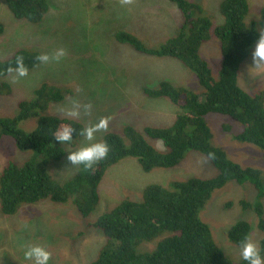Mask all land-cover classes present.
Instances as JSON below:
<instances>
[{
  "label": "trees",
  "instance_id": "trees-1",
  "mask_svg": "<svg viewBox=\"0 0 264 264\" xmlns=\"http://www.w3.org/2000/svg\"><path fill=\"white\" fill-rule=\"evenodd\" d=\"M0 1L15 19L32 25L48 23L51 8L55 7V2L52 5L50 0ZM167 1L176 10L169 12L161 5L155 11L159 18L167 17L165 20H170L172 26L174 23L173 30L169 29L172 28L170 26L154 27L143 36L126 30L116 31L112 36L114 44L118 45L114 52L120 55L121 50L128 47L141 58L149 59L144 65L151 59L176 61L197 79L202 94L166 78L155 79L152 70L153 79H148L151 85L143 87L142 93L148 99L164 105L166 110H169L168 105L172 106L176 110L172 123L162 128L147 126L142 131L128 123L117 129L102 130V139L98 142L109 145L107 157L87 171L82 166H75L72 177L65 182L56 181L49 173L48 165L65 158L66 148L74 146L83 137L78 133L86 125L76 117L68 118L53 113L52 109L76 92L85 94L92 87L93 80L103 90L100 75L103 72L87 74L96 63L92 67H79L83 80L67 86L54 79L56 76L53 78L49 73H43L46 62L37 60L42 55L37 50L21 49L12 58L0 60V78L10 74L7 69L15 67L18 56L23 58L28 69L26 76L30 75L29 87L22 82L25 76L22 79L18 77L25 95L23 93L16 100L17 115L12 118L0 115V139L3 136L12 137L18 150L31 153V157L23 164L9 163L2 170L0 215L16 217L25 208L46 202L58 208H73L81 217V224H84V219L91 218L99 210L102 201L100 190L107 170L126 159L137 162L138 175L150 177L157 171L177 168L188 160L191 153H195L206 159L216 171V175L211 178L194 176L166 183L150 182L138 191L132 190L131 194H117L114 202H108V208L94 222L85 223L87 230H99L104 237L93 254V251L84 247L78 251L79 245L73 241L80 239L79 236L70 238L67 235V239L62 241L63 246L74 253L76 263L83 264L78 254L83 252L86 259L89 258L87 264H246L243 260L233 262L225 255L214 242L211 228L202 216L215 192L230 182L241 186L249 184L257 191L254 204L244 200L239 204L244 210L253 211L257 217V227L262 234L258 250L264 256V168L237 163L224 149L216 146L207 118L209 115L227 117L240 125L242 132L235 140L262 152L260 161L263 163L264 91L250 94L239 84L241 66L248 60L259 36L256 24L246 23L251 1L221 0L218 8L220 18L214 21L207 14L205 1ZM70 8L72 11H69L68 18L73 19L79 15V11L77 6L70 5ZM260 13L264 19V7ZM178 18L180 23H177ZM83 25L79 23L74 33L85 41L79 47L81 50L88 42ZM158 29L162 30L163 35L169 31L174 34L163 38L157 33ZM3 33L4 26L0 23V35ZM215 40L219 42L216 56L218 52L221 56L218 78L201 54L204 45ZM60 64L65 65V62ZM132 67L127 65L124 70L135 77L137 75H134L136 73ZM49 69L54 72L50 64ZM87 76L89 78L84 82ZM0 80V96H10L14 90L12 84ZM104 85L103 91H106L110 82L106 79ZM122 86L124 89L125 81ZM102 100L103 95L96 94L91 101L100 104ZM106 102L109 107L110 103ZM29 119H36L35 126L25 130L22 125ZM62 126L76 130L77 135L71 144L60 145L54 140V133ZM224 129L226 131L225 124ZM148 139L160 141L165 150H158ZM233 203L229 202L224 209H231L235 206ZM251 232V224L240 220L225 232V236L233 245L240 247V241L246 236L250 237ZM49 241L53 242L54 238ZM58 243L62 247L61 241Z\"/></svg>",
  "mask_w": 264,
  "mask_h": 264
},
{
  "label": "rangeland",
  "instance_id": "rangeland-1",
  "mask_svg": "<svg viewBox=\"0 0 264 264\" xmlns=\"http://www.w3.org/2000/svg\"><path fill=\"white\" fill-rule=\"evenodd\" d=\"M51 4L55 2V7L51 8L48 15V23L32 25L25 21H20L7 10L4 3L0 1V23L4 26V33L0 35V60H8L21 49L37 50L42 54L55 53L63 50L65 65H61L58 60L50 59L44 66L43 73H49L54 79L60 80L67 86L79 83L83 80L81 67H89L96 63L89 73L103 72V90L104 81L110 82L106 91L98 86L96 80L92 81V87L86 90L85 94L76 92V94L61 104L53 107L52 112L63 117H76L82 121L86 127L97 123L101 118L108 119L107 128L117 129L124 123L132 124L136 129L143 130L147 126L162 128L168 127L172 123V116L176 110L170 105L166 110L164 105L152 101L142 93L143 87H148L149 80L153 79L152 70L155 79L166 78L174 84L184 85L196 92L202 94L197 79L182 64L176 61L158 60L141 58L128 47L121 50L120 55L114 51L118 45L112 40L113 34L117 30H126L135 32L139 36L146 35L152 28H169L173 30L170 20L159 18L155 9L164 5L169 12L176 10L167 0H50ZM200 1V0H190ZM206 2L207 14L213 21L220 18L218 10L221 0H201ZM249 13L246 18L247 24L255 23L258 31L264 27V19L260 10L264 7V0H250ZM70 5L77 6L79 15L73 19L68 18L69 11H72ZM177 13V11H175ZM175 19V18H174ZM179 19V20H178ZM177 23H180V18ZM83 23L86 28V47L79 49L81 44H85L83 38L76 32L75 27ZM163 38L174 34L172 31L162 34V30H156ZM85 39V38H84ZM219 42L212 41L204 45L202 56L210 64L211 70L216 78L220 71L221 56L218 52ZM255 48V47H254ZM247 61L241 66L239 71V84L241 88L250 94H257L264 91V67L257 68L252 64V52ZM156 62V63H155ZM155 63L154 65H151ZM49 64L54 67V72L49 69ZM127 65L132 67L137 75L133 77L124 68ZM158 66V69H157ZM80 67V68H79ZM79 69V70H78ZM86 73V72H85ZM35 73L32 74L34 76ZM90 76V75H89ZM87 76L84 82L89 78ZM130 77V78H129ZM30 75L25 76L22 82L29 87ZM10 82L13 86V92L10 96H0V115L5 118H12L17 115L18 105L16 100L25 95L24 88L18 81V77L9 74L0 78ZM149 79V80H148ZM1 81V80H0ZM125 81L123 89L122 83ZM21 82V83H22ZM153 82V81H152ZM199 85V86H198ZM28 90L26 89V94ZM99 94L103 95L100 104L91 101L93 97ZM108 98V99H106ZM110 106H107V102ZM86 106H90L86 109ZM76 111L78 116L69 115ZM122 115V116H121ZM129 115L128 117H126ZM208 121L213 132V143L224 149L229 157L242 165H258L264 168L260 161L263 153L256 148L241 144L235 140V137L242 132V127L227 117L209 115ZM110 120V121H109ZM36 119L25 121L22 128L32 129L35 126ZM224 124L226 131L224 129ZM102 139L101 131L95 134L93 141H86L82 137L74 146L66 148V156L60 162H51L48 165L49 173L56 181L65 182L73 175L75 166H69L67 162L68 152L78 150L90 143H96ZM100 141V140H99ZM150 143L152 139H148ZM155 148L164 151L162 143L153 142ZM261 154V157H260ZM31 157L29 152L18 150L15 140L9 136H3L0 139V174L9 163L23 164ZM263 158V157H262ZM138 164L134 159H126L111 169L107 170L106 177L101 187L102 201L99 210L91 218L84 219L94 222L99 214L108 208V202L112 204L117 194H131L132 190L138 191L141 186L154 183H166L174 179H187L194 176L216 175L212 165L202 156L191 153L188 160L182 165L172 170L157 171L153 175L140 176L137 174ZM148 177V178H147ZM257 198V191L251 185H238L235 182L228 183L223 189L215 192L211 200L203 211V219L210 226L213 240L216 245L233 262L241 261L240 247L233 245L225 236V232L238 221H247L251 224L252 232L250 239L259 247V240L262 234L257 227V217L253 211L244 210L239 202L244 200L254 204ZM235 205L229 210H225V205L231 202ZM85 223L81 224V217L74 212L71 207L58 208L50 203H39L37 205L25 208L16 217H5L0 215V264H31L24 259V251L28 246L39 245L51 253V264H79L76 263L74 253L63 246L62 241L67 239V235L73 238L79 236L80 239L74 240L78 243L79 249L84 247L89 251L98 249L102 244L104 237L101 231L85 228ZM81 233L83 235H79ZM54 238L53 242L49 240ZM42 238V239H41ZM69 239V238H68ZM61 241L62 247L58 243ZM56 242L54 245L53 243ZM53 245V246H51ZM80 261L89 263L86 254L78 252ZM91 254V255H92Z\"/></svg>",
  "mask_w": 264,
  "mask_h": 264
},
{
  "label": "clouds",
  "instance_id": "clouds-1",
  "mask_svg": "<svg viewBox=\"0 0 264 264\" xmlns=\"http://www.w3.org/2000/svg\"><path fill=\"white\" fill-rule=\"evenodd\" d=\"M119 31V30H117ZM64 55L63 50H58L51 56L42 54L37 57L41 63L48 62L50 59L59 60ZM252 64L261 68L264 67V27L260 28L259 36L255 43L254 51L252 52ZM8 73H15L17 77H24L28 74V69L25 67L23 58L17 57L15 67H9ZM90 106H86V109ZM72 116H78L79 113L72 111L69 113ZM108 119L101 118L97 123L83 128L78 135L83 136L86 141H93L95 134L107 130ZM77 135L76 130L70 126H62L54 133V140L60 145L71 144L74 136ZM109 153V145L105 142L90 143L78 150L68 152L67 162L69 166H82L85 171L94 167V165L107 157ZM240 256L246 264H264V256L261 255L255 243L249 237H244L240 241ZM51 253L44 247L39 245H31L24 251V259L30 261L31 264H50Z\"/></svg>",
  "mask_w": 264,
  "mask_h": 264
},
{
  "label": "bare ground",
  "instance_id": "bare-ground-1",
  "mask_svg": "<svg viewBox=\"0 0 264 264\" xmlns=\"http://www.w3.org/2000/svg\"><path fill=\"white\" fill-rule=\"evenodd\" d=\"M238 8V7H237Z\"/></svg>",
  "mask_w": 264,
  "mask_h": 264
}]
</instances>
